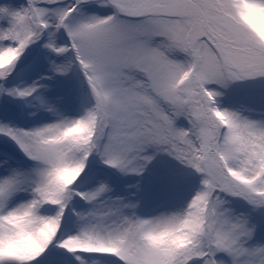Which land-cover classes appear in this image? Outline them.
Returning <instances> with one entry per match:
<instances>
[{"label":"snow or ice","instance_id":"snow-or-ice-1","mask_svg":"<svg viewBox=\"0 0 264 264\" xmlns=\"http://www.w3.org/2000/svg\"><path fill=\"white\" fill-rule=\"evenodd\" d=\"M0 264H264V0H0Z\"/></svg>","mask_w":264,"mask_h":264}]
</instances>
